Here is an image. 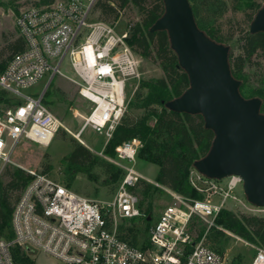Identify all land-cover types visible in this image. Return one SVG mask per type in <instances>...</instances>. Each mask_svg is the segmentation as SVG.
Wrapping results in <instances>:
<instances>
[{"label": "built area", "instance_id": "2783aa9c", "mask_svg": "<svg viewBox=\"0 0 264 264\" xmlns=\"http://www.w3.org/2000/svg\"><path fill=\"white\" fill-rule=\"evenodd\" d=\"M96 1L53 0L19 13L16 26L24 48L0 71V89L15 99L0 110V173L21 140L47 146L61 125L43 103L44 91L36 96L24 92L46 73L50 80L60 75L75 83L80 96L91 103L77 138L90 127L104 136L106 145L124 118L143 78L142 58L128 44L129 27L118 29L119 18H92ZM65 60L75 77L62 72ZM141 147L139 137L114 147L113 161L123 175L108 201L88 198L44 172L28 170L30 179L11 214L12 236L0 238V264H15V246L64 264H225L224 256L204 243V235L197 241L189 227L199 218L208 221L209 228L222 229L215 218L229 202L254 214L264 211L235 193L238 187L243 191L239 175H229L222 183L193 167L189 182L201 198L166 188L172 201L150 226L148 244H133L120 234L119 221L144 216L135 191L142 180L135 168ZM251 264H264L262 246H255Z\"/></svg>", "mask_w": 264, "mask_h": 264}, {"label": "trees", "instance_id": "16d2710c", "mask_svg": "<svg viewBox=\"0 0 264 264\" xmlns=\"http://www.w3.org/2000/svg\"><path fill=\"white\" fill-rule=\"evenodd\" d=\"M53 0H40V3L48 4ZM239 0H236V3ZM131 3L140 14V19L129 27L127 39L131 49L141 58L157 63L163 75L159 78H142L138 90L134 95L133 108L141 109L139 118L129 120L125 117L115 128L113 135L107 143V153L113 154L114 147L124 140L139 137L142 141L138 155L143 160L157 164L159 171L155 182L157 185L173 190L185 197L199 199L202 195L197 192L189 182V172L196 160L204 157L211 147L214 137L213 132L204 126L203 117L200 114H189L169 110L166 103L180 96L189 86L186 72L178 65L175 52L170 47L169 38L165 30L151 31L154 22L163 14L164 4L162 0H97L94 10L98 17L105 21L113 22L120 16L121 10ZM223 4V3H222ZM238 4V3H237ZM191 5V4H190ZM224 5V4H223ZM251 13H247V20L252 21L254 15L263 4L250 2L246 4ZM197 26L216 42L222 39L211 28H208L199 18L198 11L191 5ZM241 54L233 56L229 52L228 60L230 70L234 78L240 81L239 91L242 94L243 66L245 61L257 53L264 56V32L251 33L245 29L239 37ZM11 54L24 48V42L19 36L9 44ZM7 60L0 61L2 71ZM9 94L0 89V102ZM261 96L252 90L250 97ZM259 98V97H258ZM10 101V100H9ZM8 102L7 105H10ZM261 108V107H260ZM153 120L151 123L150 121ZM64 159L70 161L73 167L81 168L85 161L92 159L91 152L82 144L74 146L72 152ZM110 178L123 175L121 167L101 160ZM9 180L0 183V238L12 236L11 214L21 191L30 179V175L21 168L8 171ZM146 190L156 188L155 185L140 180ZM17 191L15 198L12 192ZM143 217L138 222L144 223L141 233L133 228H124L119 225L120 234L131 243L145 247L148 244V231L150 228L151 207L142 208ZM134 221V218L128 219ZM218 227H210L206 239L211 244L219 243L221 238L227 240V232L234 233L244 239L252 241L264 248V216L251 214H236L231 210L222 209L215 218ZM195 222L190 224V231L195 227ZM196 240H200L205 228H196ZM224 229V230H223ZM142 238L143 242L139 243ZM15 264H34L29 253L24 248L15 246L12 249Z\"/></svg>", "mask_w": 264, "mask_h": 264}, {"label": "rangeland", "instance_id": "374dc122", "mask_svg": "<svg viewBox=\"0 0 264 264\" xmlns=\"http://www.w3.org/2000/svg\"><path fill=\"white\" fill-rule=\"evenodd\" d=\"M253 1L264 4V0H239L238 4L236 0H189L190 4L198 11L202 22H205L208 28H211L217 36L221 37V43L229 47V52L233 56L241 54L238 39L243 31L249 28L250 22L247 20V13H251L252 10L246 4ZM41 4L43 3H40V0H0V61L8 59L11 54L9 44L19 37L16 26L19 13L30 6ZM96 16H98V12L94 11L92 18ZM139 19L140 14L137 9L129 3L120 12L118 29L133 25ZM61 70L66 76L75 77L66 60L62 64ZM141 71L144 79L159 78L163 75L157 63L144 58L141 61ZM49 80L50 74L46 73L39 82L24 92L36 96L44 91L43 103L59 119L61 125L47 146L29 140H21L12 155L11 163L6 165L0 173V183H6L9 180L8 171L11 172L18 167L26 173L28 170L44 172L52 178L60 180L76 193L88 198L102 201L111 200L120 180V175L114 179L110 178L109 173L100 162L106 160L117 165L113 161L114 153H107L108 144L105 145L104 136L90 127H86L82 131L80 138L75 136L91 107V103L80 96L77 85L68 79L55 75ZM241 81L243 82L242 96L245 98L257 97H250L252 90L261 94L258 96L262 101L260 112L264 114V56L261 53H257L250 60L245 61ZM134 98L133 96L130 100L124 116L129 120L139 118L142 115L141 109L133 108ZM13 100L15 99L9 95L4 97L0 102V110L8 106V102ZM150 122L152 123L153 120ZM77 144L84 145L92 154V159L85 161L81 168L73 167L70 161L64 159ZM135 168L141 174L143 181L156 186V188L146 190L141 183L135 189L141 207H151L148 212L151 218V226L163 209L171 203V196L165 187L159 186L155 182L159 171L157 164L143 160L138 155ZM227 179L228 177H224L220 181L225 183ZM235 193L246 200L240 187L236 189ZM16 194H18L17 191L12 192L13 198ZM226 209L236 214H254L233 202H229ZM254 215L264 216V211ZM138 219L135 217L134 221L121 220L118 226L131 227L136 232L141 233L144 223L138 222ZM192 222H195L196 225L191 230L192 234L196 236V228L204 227V243L224 256L225 264H251L255 254V246L258 244L231 232H227V240L221 238L219 243L211 244L205 237L210 229L209 222L199 218H195ZM2 238L10 239L11 236L6 235ZM141 242H143L142 238L139 239V243ZM29 256L34 264H64L63 261L42 252H31Z\"/></svg>", "mask_w": 264, "mask_h": 264}, {"label": "water", "instance_id": "95a60500", "mask_svg": "<svg viewBox=\"0 0 264 264\" xmlns=\"http://www.w3.org/2000/svg\"><path fill=\"white\" fill-rule=\"evenodd\" d=\"M163 14L151 31L165 30L178 65L189 86L166 107L176 112L200 114L213 134L207 154L193 167L206 177L239 175L247 201L264 207V114L261 99L245 98L233 77L229 47L216 42L196 24L189 0H162ZM251 33L264 32V4L249 24Z\"/></svg>", "mask_w": 264, "mask_h": 264}]
</instances>
